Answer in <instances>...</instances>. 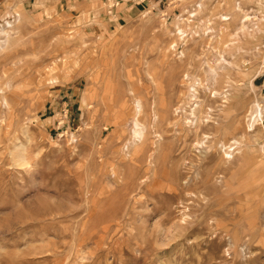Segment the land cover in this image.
<instances>
[{"label":"rangeland","instance_id":"1","mask_svg":"<svg viewBox=\"0 0 264 264\" xmlns=\"http://www.w3.org/2000/svg\"><path fill=\"white\" fill-rule=\"evenodd\" d=\"M0 264H264V0H0Z\"/></svg>","mask_w":264,"mask_h":264},{"label":"bare ground","instance_id":"2","mask_svg":"<svg viewBox=\"0 0 264 264\" xmlns=\"http://www.w3.org/2000/svg\"><path fill=\"white\" fill-rule=\"evenodd\" d=\"M9 25V24H8ZM156 105V104H155ZM154 105V106H155ZM135 107H136V111L138 112L139 110H140V104H139V101H136V103H135ZM156 107V106H155ZM155 111V110H154ZM260 115V114H259ZM157 116V115H156ZM135 124V123H134ZM137 127H138V125H136ZM135 128V127H134ZM134 132V131H133ZM140 132V131H139ZM139 132H134V136H136V137H138L139 138V136H141V135H139L140 133ZM136 139V138H135ZM140 139V138H139ZM230 150H231V148L229 147V150L227 151L229 154H231V152H230Z\"/></svg>","mask_w":264,"mask_h":264}]
</instances>
